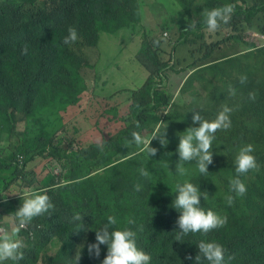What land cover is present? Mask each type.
<instances>
[{
    "label": "trees",
    "instance_id": "trees-1",
    "mask_svg": "<svg viewBox=\"0 0 264 264\" xmlns=\"http://www.w3.org/2000/svg\"><path fill=\"white\" fill-rule=\"evenodd\" d=\"M196 1L178 0L189 17L183 31L194 36L193 40L184 37L183 43L192 46L205 39L203 30L207 28L204 18L194 20ZM226 4L235 8L226 24L234 30L233 34L213 44H202L200 51L204 55L200 61L209 60L233 41H241L251 51L242 54L245 60L240 55L230 57L199 71L205 82L211 76L219 83L210 92L217 106L196 111L211 121L228 106L232 109L231 127L217 131L212 143V150L219 147L225 159L209 165L207 176L198 171L186 181L208 192L206 200L201 198V207L226 216L227 224L206 236L190 233L176 241L181 213L171 205L176 186L185 181L174 179L167 187L163 177L154 180L150 174L147 179L140 175L141 168L147 170L141 162L131 170H123L144 154L129 143L131 133L153 134L171 116L161 114L163 108L172 105L171 97L162 88V76L169 66L163 57L164 42L146 37L141 60L150 71L149 77L142 88L133 92L128 106H121L125 112L116 118L121 123L119 134L116 138L105 137L103 151L97 144L85 145L77 136L72 137L67 127L62 132L71 137V142L60 140L57 133L45 132L41 121L36 124L41 129L37 137L20 134L18 149L8 156L0 148V217L5 200L19 199L20 180L29 191L40 185V171L30 167L34 159L44 158L47 165L58 162L62 170L59 180L40 191L50 197L54 208L34 218L28 230L19 232L26 242L22 249L24 259L18 264H70L69 261L73 264L72 257L78 250L80 264H102L107 245H101L99 258L89 254L88 245L96 243L95 231L108 222V216L116 218L114 228L137 232V246L151 255V264H196L201 240L221 244L226 250V260L233 257L228 264H264V46L252 33L243 30L246 26L251 28L254 20L264 14V0H206L205 7L211 10ZM138 20V0H0V130L13 134L16 117L23 114L33 120L38 113L51 108L57 98L68 103L77 88L76 80L90 66L83 49L97 48L102 32L114 34L132 27ZM189 24L195 27L186 29ZM69 27L78 32V40L70 45L63 42L69 35ZM242 77H246L244 83ZM228 89L234 90V94ZM192 117L193 112L185 116L189 127H198V122L192 125ZM247 144L254 146L258 168L240 176L247 192L244 196L232 193L235 202L229 206L225 196L229 194L230 180L237 175L235 158ZM20 157L24 169L18 166ZM176 160L171 157L172 162ZM121 163L124 166L120 170ZM188 164L197 167L196 161ZM136 184L142 186L140 191L135 190ZM76 213L83 220L73 221ZM129 218L135 224H127ZM77 224L85 227L79 234L75 232ZM201 264L208 261L202 258Z\"/></svg>",
    "mask_w": 264,
    "mask_h": 264
},
{
    "label": "rangeland",
    "instance_id": "rangeland-1",
    "mask_svg": "<svg viewBox=\"0 0 264 264\" xmlns=\"http://www.w3.org/2000/svg\"><path fill=\"white\" fill-rule=\"evenodd\" d=\"M138 2V23L132 27L123 28L114 34L102 32L97 48L83 49L84 56L90 61V66L85 68L81 72L79 80H76L77 88L72 97L68 98V103L62 98H57L51 108L38 113L33 120H28L23 114L16 117L15 132L13 134H10L8 130H0V148L5 156L11 154L14 151L13 149H18L20 137L22 136L20 134L26 133L28 137H37L41 133V129L36 124L40 125V121L45 124V132L57 133L60 140H65L68 143L71 142V137L62 132L65 127H67L72 137L77 136L80 141L89 146L95 145L98 139L116 138L119 134L118 127L121 124L117 123L116 118L119 117L120 112H125V107L121 109V106H128L127 102L133 96V92L143 87L150 74L149 69L141 60L144 40L146 37H157L164 42L163 57L165 60L169 61V64L173 60L175 61V69L165 72L167 78L171 79L169 80L170 85L165 91L170 90L171 86H177V78H181L187 73H191V75L195 73L189 82L181 88L182 91L180 89V91L175 92L172 105L162 109L161 114L164 117L171 116L165 123L161 122L157 127L153 126L157 129L161 125V130L167 128V146H163L159 139H153L150 146L158 151L155 156L150 157L144 146L138 147L135 145V150H140L144 154L125 166L121 163L118 169L121 170L124 166L123 170L128 171L135 167L138 162H141L146 166L154 180L163 177L167 181V187L171 185L174 179L186 181L198 173L196 166L186 162L184 166L187 169V174L181 176L176 173V165L179 162L177 149L180 141L178 133H183L189 128V122L185 116L194 109L206 110L217 106V103L210 97V92L212 87L219 83V80L208 76V81L205 82L203 74H200L199 71L211 62H221L230 57L240 55V58L245 60L242 54L248 53L251 49L241 41H233L224 45L223 49L216 51L209 60L200 61V58L204 55V51H200L202 44L216 43L233 34L234 30L224 24L216 32H209L207 28H204V40L198 41L193 46L185 44L182 40L184 37L193 40L194 36L190 32L183 31V28L189 22V17L178 0H138ZM205 2L206 0L196 1L193 14L194 20L204 18L202 14L204 10H207ZM263 26L264 14L259 15L254 20L251 28L246 26L243 30L247 31L249 35L252 33L258 39L259 44L264 46ZM169 44L173 47L176 44V48H172ZM174 52H176V56L173 58L172 54ZM162 72L160 75H162ZM210 80L211 83H209ZM163 85L165 89L167 81ZM228 90L230 91V89ZM169 92L173 95L171 91ZM113 96L115 99L110 101ZM65 99H67L66 96ZM191 123L194 125L193 119ZM43 124L42 128L44 127ZM142 135L150 140L153 134L144 131ZM171 157L177 160L172 162ZM224 159L225 157L219 147L213 150V162H222ZM47 162L44 158H37L31 162L30 167L40 171L41 183L30 191L25 188L21 181L17 184L20 192L19 199L17 201H4L0 227L7 229L9 232L15 228L14 213L22 205L20 195H23L26 191L40 193L42 189L51 187V182L58 180L61 175L58 169L59 163L53 162L47 166ZM214 182L218 184L216 178H214ZM16 238L22 240L25 245L26 241L19 236V233ZM52 251L55 250L52 249ZM69 263L72 264L71 261Z\"/></svg>",
    "mask_w": 264,
    "mask_h": 264
},
{
    "label": "clouds",
    "instance_id": "clouds-1",
    "mask_svg": "<svg viewBox=\"0 0 264 264\" xmlns=\"http://www.w3.org/2000/svg\"><path fill=\"white\" fill-rule=\"evenodd\" d=\"M234 11L235 8L231 4H226L211 10H204L202 15L207 30L209 32H216L220 29L222 24H228ZM194 27L195 24H189V27L186 29ZM68 33L69 35L64 38L63 42L69 45L75 43L78 40L76 28L69 27ZM175 45L174 47L171 44L169 46L176 48ZM26 51L25 49V54ZM174 53L172 54L173 58L176 56V52ZM171 64H169L168 68L164 71L162 76L164 80L163 83L167 81L165 72L175 67V65L172 66ZM188 75L190 76L191 73ZM245 81L246 77H242L241 83ZM163 86L164 85H162V88L164 89ZM230 91L234 94V90ZM231 111L232 109L230 107L224 106L223 109L218 112L216 118L211 121L202 118L200 111H196L195 109L192 111L193 123L195 124L198 122L199 127H189L185 132L178 133L180 142L177 149L179 154V162L176 165L177 174L181 176L186 175L187 169L184 166L185 163L196 161L198 171L204 176L208 175L209 165L213 163L212 143L215 139V133L219 130H226L231 127ZM136 126L139 128V123H137ZM166 134L167 128L163 130L157 128L149 140L140 132L133 131L129 143H134L138 147L144 146L149 156L153 157L157 154L158 150L150 146L152 140L159 139L160 143L166 147L168 144ZM104 141V139H98L96 141L97 147L101 151H103ZM253 153L254 146L247 144L240 148L235 158L237 175L230 180L229 194L225 196V200L229 206L234 204L235 196H244L247 192V187L240 179V176L246 175L249 171L258 168L257 160ZM20 163H18L19 168L24 169L25 165L23 164L24 167L21 168ZM58 169L60 173H62L59 165ZM139 171L141 176L150 179L148 170L141 168ZM141 188L142 186L140 184L135 185L136 191H140ZM232 193H234L235 196L232 195ZM20 196L22 197V205L14 213L16 222L15 228L9 232L7 229L0 227V264H3L4 261H13L18 264L19 261L24 259V252L22 251L24 243L22 240L17 239L16 235L20 230H28V226L32 223L34 218L44 215L54 208L50 197L46 193H29L26 191ZM202 197L206 200L208 198V192H202L200 188L191 182L185 181L183 184H178L176 186V195L171 205L172 208L181 213L177 220L179 231H176V241H181L183 237L190 233H201L206 236L213 230L222 228L227 224L226 216L219 215L211 209L205 210L201 207ZM72 219L73 221H81L83 217L80 213H76ZM107 220L108 222L104 224L101 229L95 231L96 243L88 245L89 254H94L95 257L99 258L101 245H107V255L103 259L102 264H151V255L137 246V232L131 228H124L122 230L114 228V225L117 223L114 216H108ZM127 224L133 225L135 224V220L129 218ZM81 230H85L84 225L77 224L75 232L79 234ZM197 247L199 249V254L195 258L196 264H201L202 258L208 261V264H228V262L233 259V257L229 256L226 260L225 248L215 241L201 240ZM188 259H191V257L189 256ZM72 260L73 264H80L81 253L77 252Z\"/></svg>",
    "mask_w": 264,
    "mask_h": 264
},
{
    "label": "crops",
    "instance_id": "crops-1",
    "mask_svg": "<svg viewBox=\"0 0 264 264\" xmlns=\"http://www.w3.org/2000/svg\"><path fill=\"white\" fill-rule=\"evenodd\" d=\"M168 44V43H167ZM170 45V44H169ZM179 61H180V59H179ZM211 63H214V62H211ZM216 63V62H215ZM189 73H187L185 76H183V77H181V78H177V86L175 87V86H171L170 87V90L168 89V91H165V90H167V88H168V86L170 85V81L169 80H171L170 78H166V80H167V85H165L166 86V88L164 89V92L167 94V95H169L170 97H171V99H172V101H173V98H175V96H174V94H175V92L178 90V91H180V89L183 87V85L185 84V81H186V79L188 78V75ZM167 77V76H166ZM169 91H171L172 93H173V95L169 92ZM115 98L113 97L112 99H111V101H113ZM130 99V98H129ZM161 126V125H160ZM160 126H159V128H160Z\"/></svg>",
    "mask_w": 264,
    "mask_h": 264
},
{
    "label": "built area",
    "instance_id": "built-area-1",
    "mask_svg": "<svg viewBox=\"0 0 264 264\" xmlns=\"http://www.w3.org/2000/svg\"><path fill=\"white\" fill-rule=\"evenodd\" d=\"M166 35L168 36V34L166 33ZM172 66H174L175 65V61L173 60V62H172V64H171ZM22 161H23V157H20V166H21V168H23L24 167V165H23V163H22Z\"/></svg>",
    "mask_w": 264,
    "mask_h": 264
}]
</instances>
